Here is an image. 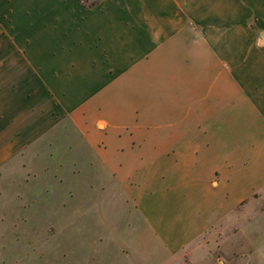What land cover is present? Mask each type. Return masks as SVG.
Returning <instances> with one entry per match:
<instances>
[{
  "label": "crops",
  "instance_id": "1",
  "mask_svg": "<svg viewBox=\"0 0 264 264\" xmlns=\"http://www.w3.org/2000/svg\"><path fill=\"white\" fill-rule=\"evenodd\" d=\"M0 91V155L45 134L16 114L67 117L126 187L136 251L175 256L264 200V0H0Z\"/></svg>",
  "mask_w": 264,
  "mask_h": 264
},
{
  "label": "rangeland",
  "instance_id": "2",
  "mask_svg": "<svg viewBox=\"0 0 264 264\" xmlns=\"http://www.w3.org/2000/svg\"><path fill=\"white\" fill-rule=\"evenodd\" d=\"M30 92L35 110L42 100ZM3 93L0 102L10 101ZM40 116L16 114L17 133L45 134L0 155V264H230L233 257H264V249L246 247H264V200L242 203L175 256L149 249L141 235L136 251L137 217L126 187L94 165L67 117L48 130L31 128Z\"/></svg>",
  "mask_w": 264,
  "mask_h": 264
},
{
  "label": "trees",
  "instance_id": "3",
  "mask_svg": "<svg viewBox=\"0 0 264 264\" xmlns=\"http://www.w3.org/2000/svg\"><path fill=\"white\" fill-rule=\"evenodd\" d=\"M82 3H83V5L86 6V7L93 5V3H91L90 5L87 6V5L84 4V1H82Z\"/></svg>",
  "mask_w": 264,
  "mask_h": 264
}]
</instances>
